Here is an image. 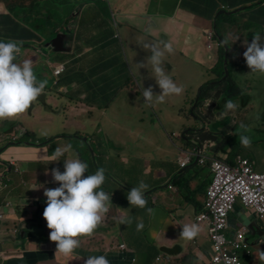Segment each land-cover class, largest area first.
<instances>
[{"label":"crops","instance_id":"crops-1","mask_svg":"<svg viewBox=\"0 0 264 264\" xmlns=\"http://www.w3.org/2000/svg\"><path fill=\"white\" fill-rule=\"evenodd\" d=\"M259 1L262 0L67 1V5L58 13L62 11L67 15L73 11L72 4H75L73 6L75 8L84 4L77 17L72 51L50 54H44L40 49V46L47 42V31L45 32L43 25L38 24L31 15L36 11L35 8L31 10L30 7L29 12L24 16L29 18V21H25V18L16 14V8L17 10H25V8L16 4L10 6L14 2L0 1V37L9 33L11 38L22 39L20 63L26 59L27 50L24 47L32 48L30 53L33 55L35 74L38 79L47 81L44 92L37 99L39 101L37 105L34 103L26 113L22 114L24 115L22 118L25 119L23 120L25 130L22 131V135H19V128L23 129L22 125L17 123L19 120H6L4 130L0 131L2 133L0 135L3 136L0 137V148L9 142L24 144L30 141L29 143L41 144L40 141L31 139L20 141V137L27 136L26 130H32L29 123L40 124L42 128L44 124L53 122L52 119L56 117L71 121L72 113V121L77 122L79 121L77 116L80 114L84 117L87 111L91 114L95 112L103 116L98 124L92 125L89 131L78 126L76 132L79 136L88 139L89 146L81 138L77 143L84 142L89 149L87 152L82 146H78L82 153H85L84 157L88 160V171L91 174L103 167L106 173L111 175L112 181L107 178L102 187L112 196L113 203L105 216L106 219L104 218L105 221L103 220L95 234L92 237L82 238L81 247L77 249V257L56 254V244L49 239L51 230L43 217V211L47 206L45 189L60 186L54 182L51 175L54 165L49 162L53 154L49 152L47 145L49 142L43 147L47 161L39 164L49 167L47 171L40 168L32 171L30 167L32 160L17 152L18 148L25 151L30 148L19 146L17 149L14 148L15 150H9L10 153L1 152V158L8 162L11 160L12 166L17 167L20 172L15 173L12 167L2 179L9 183V187L0 196V216H3L0 219V264H84V260L90 255H106L110 264L212 262L215 252L208 226L196 220V216L205 207L207 189L212 182V172L209 163L201 165L194 160L187 167L182 168L179 159L183 156L184 149H197L193 144L194 140L199 141L203 155L207 153L208 156H214L219 151L223 139L228 136L233 137L230 133L235 132L238 127L234 126L237 123L234 122V118L238 120L241 118L240 113L244 112L247 103L242 102V98L230 90L229 92L232 93L230 99L239 102L241 107L238 105L237 112H228L225 115L223 109L228 100L226 97L228 87L225 83H221L225 75L223 77L221 72L215 73L213 70L216 66L218 69L224 62L218 43L224 37H236L240 32L236 31L234 25L222 26L221 20L217 19L218 30L213 43L208 40V35L211 32L215 33L214 20L220 10L239 9ZM58 13L56 18L59 17ZM236 15L239 16L233 17L234 19H238L239 23L245 21L251 27L248 30L243 29L240 43L239 40L233 43L230 39V44H233L228 47V58L232 61L235 59L236 49L246 51V43L250 44L249 41L253 39L254 34L259 33L264 37V4L257 9ZM12 17L15 20H12ZM22 21L26 22L28 27L22 26ZM39 40L42 42L39 43ZM160 40H171L175 49L174 54L166 57V71L178 86L189 89L188 92L185 89L181 95L167 97L163 103L149 105L144 101L141 86L135 89L132 86V75H136L147 86L152 87L154 94L161 93L157 89L155 78L149 74L147 68L139 69L137 65L146 63L147 57L151 55L139 42ZM210 43H212L211 48H209ZM51 58V69L47 73L45 65ZM235 62L232 63L237 70L232 72L234 69L230 68L232 77L239 72ZM60 64L66 66V71L56 77L53 71ZM198 69L202 72L200 75ZM210 74L213 78H210ZM204 84L207 88L203 94V89L201 90L202 99L192 109L197 118L193 119L189 115V119L186 120V122L191 120V126L195 123L199 125L198 121H200L202 132L186 134L183 137L182 130L179 132L174 130L170 134L175 136L176 141L170 136L168 141L172 144L159 140L162 144L154 143L151 147L155 149L154 151H150V146L143 145L147 141H153L152 134L148 135L149 139L147 134L136 139L132 135L128 137L126 131V135H117V128L123 125L128 128L135 117L126 115L124 112L126 108L152 109L153 106L159 105L165 109L168 106L174 112L165 110L164 112H167L165 119L171 121L174 120L172 115L174 116L176 112L182 110L183 113L187 106V96L197 94V89ZM246 94L253 96L250 93ZM251 97L250 101H252ZM254 100L256 99L254 98L253 102ZM262 104L264 111V103ZM59 108L63 109V114L59 113ZM84 123L85 121L83 125ZM212 126L218 127L214 130L218 135L213 138L209 134ZM163 127L165 128V125ZM173 129L174 127L171 130ZM237 136L236 132V140L239 139ZM251 140L253 142L252 137ZM69 142H65L64 146ZM246 150H250L253 154L247 155V158L255 164V169L264 173V150L254 146ZM71 152L69 159H80L78 152L73 148ZM235 157L232 159L234 160ZM2 167L1 173L4 174L8 167L5 168L4 165ZM200 167H208V171L202 174ZM61 169L63 172L64 166ZM12 172L14 174H11ZM190 175L192 177H189ZM141 180L150 186L145 195L148 201L147 207L154 209L152 215L147 214L145 210L132 208L127 199V193ZM106 187L108 188L105 189ZM243 208L241 204H237L235 210L231 212L229 235L233 236L237 230L244 228L242 221L254 222L260 229L256 232H260L261 238L251 236L248 242L251 255L244 250L241 252V257L244 264H264L259 259L260 254L264 253V218H260L248 208L245 212ZM125 216L133 218L131 226L119 223L120 218ZM137 222H142L144 225L141 231L136 230ZM183 224L199 225V234L191 240L180 238ZM122 244H126V249L121 248ZM140 255H144L145 258L142 259Z\"/></svg>","mask_w":264,"mask_h":264},{"label":"clouds","instance_id":"clouds-1","mask_svg":"<svg viewBox=\"0 0 264 264\" xmlns=\"http://www.w3.org/2000/svg\"><path fill=\"white\" fill-rule=\"evenodd\" d=\"M230 39L235 43L239 37H226L222 44L230 48L233 44H230ZM139 44L151 55L147 57L146 63L137 64L138 68H148L162 90L160 94H154L152 87L144 88L142 84L145 103L154 105L165 102L167 97L181 95L184 91L183 87L176 84L165 67L166 57L175 53L173 42L171 40L140 41ZM21 54L22 42L0 41V121L13 120L26 113L47 85L46 80L38 79L32 60L25 59L22 63L18 62ZM243 55L251 70L250 73L264 75V37L259 33L254 34L252 42L246 43V51ZM237 108L238 103L228 99L224 104L223 112L227 115L228 112H235ZM250 131L251 129L244 124H240L237 130L239 143L244 148L252 146L251 137L246 134ZM42 135H47V132H43ZM71 148V144L55 148L51 162L60 161L65 153L71 151ZM64 169L63 172L59 168L51 170L54 182L60 186L45 189L47 206L43 211V217L51 230L49 239L56 244V254L77 257V249L81 247L82 238L92 237L103 223L110 205L113 204L112 196L102 187L107 179L103 167L98 168L93 174L85 175L89 169L86 162L79 158H66ZM149 189L150 186L141 180L127 193V199L132 208L145 210L147 214L152 215L154 209L147 207L148 201L145 195ZM119 223L131 226L133 218L121 217ZM143 227L142 222L136 223L137 231H141ZM199 232V225L183 224L180 238L191 240ZM228 236L232 237L229 232ZM259 259L264 262V253L260 254ZM84 264H110V261L106 255H90L84 260Z\"/></svg>","mask_w":264,"mask_h":264},{"label":"rangeland","instance_id":"rangeland-1","mask_svg":"<svg viewBox=\"0 0 264 264\" xmlns=\"http://www.w3.org/2000/svg\"><path fill=\"white\" fill-rule=\"evenodd\" d=\"M25 1L26 2H24L23 4H25L27 2H28V4L30 2L32 3L34 0H25ZM37 1H40V4L39 5H33L31 7V10H32V8H36L35 10H37V8H39V7H45L46 8L45 9L46 14L44 16V19L43 18L42 19L46 23V20H49V18H50L48 13H47V7L53 2H56L57 4H62V6H65V5H67V1H69V0H37ZM8 2H10V1H8ZM248 6H250V5H248ZM19 7L25 8V10H21L20 11V16H22V17L26 16L27 13L29 12V9H30L29 7L30 6L22 5V6H19ZM17 9L18 8H16V10ZM58 14H59V17H57L56 22H52V23L50 22L47 25L43 26V29L45 30V32L47 31L46 32V39H48L49 42H51L52 40L57 38L58 32H59L58 31L59 23L62 24L63 22H66V17L64 15V13L61 11ZM238 16L239 15H235L233 17H238ZM40 17H42V16H40ZM94 17L95 16H93V18ZM60 20L62 22H60ZM105 24L108 25V23H105ZM21 25L24 26V27H28V24L26 22H24V21L21 22ZM69 25L71 27H73L72 23H70ZM67 26H68L67 23H64V29H61L60 31L66 30ZM76 26H77V24H76ZM244 26H246V22L243 24L242 27H244ZM122 27H124V26H122ZM71 31L73 33H75L76 28L73 29V30L71 29ZM236 31L240 32V34L236 35V37L237 36L239 37V41L238 42L240 43L241 42L240 36H241V32L243 30H238L237 29ZM54 35H56L54 38H50V37H52ZM1 36L2 37H0V41H5L6 42L8 40H15V41H20L21 40V39H14V38L9 37V33L6 34V35H1ZM246 36H248V34ZM214 37H215V34H214ZM214 37H213L212 40H209V38H208V40L213 43L214 40H215ZM252 40L253 39H251L249 41V43H251ZM212 43H210L209 48L212 47V45H211ZM218 45H219V43H218ZM240 47L244 48V46H240ZM219 48H220V46H219ZM24 49L27 50L26 51V54H27L26 55V59H30V60L33 61V55L30 53V49H32V48H29V47L25 46ZM237 51H238V49H236V52H235V55H234L235 59L233 61H236L235 63L237 64L239 72L234 74L233 80L236 82V84L239 85V88L240 87L242 88V89L240 88V90L242 92L250 93L253 96L251 97L252 101H249L245 105L244 112L242 111L240 113L241 118L239 120H238V118H234V122H237L236 125H234V126H238V127H237V129L234 128L235 132L231 131L232 132L231 134H232L233 137L236 138V132H237V130H239L240 124H244V125L248 126L251 129V131L248 132V135H251V137L253 139L252 146L257 147V148L259 147V148H262L264 150V117L260 116L261 111L263 109V104L262 103H264V75H260L258 73H250L251 70L247 66L246 60H245L244 55H243V53L245 51L239 50L238 51L239 55H238ZM233 61L228 58V63H227L228 72H231L230 68L234 69V71H232V72H235L237 70L235 65H234V63H232ZM51 63H52V58L49 60V62H47L46 65L44 63L47 73L50 72L51 65H52ZM219 67L217 69V66H216L214 68L213 72L219 73L220 72L219 71ZM198 68H199V66H198ZM223 68H224V72H225L224 62H223ZM147 70H148V72L150 74V71H149L148 68H147ZM198 70H199L198 75H200L202 72L200 71V69H198ZM130 74H131V72H130ZM132 77H133L132 86L134 87V89H135V87L141 86L142 84H143L144 88H148L149 87L144 82H142L136 75L133 74ZM210 78H213V76L211 74H210ZM204 86H206V85L205 84L201 85L197 89V94H192V95H188L187 96V99H188V101L186 103L187 106L184 108L183 113H182V110L180 112H176V114H174V116L172 115L174 120H171V121L165 119V116H166L167 112H164V111L165 110H168V111L172 110L168 106L165 109L160 107L159 105L153 106L152 109H150V108L149 109H138V108L128 109V108H126L124 110L125 114L128 115V116L133 115L135 117L132 120V122L130 123V125L128 126V128L125 127L124 125L121 126L122 128L118 127L117 130H116L117 131V135H126L125 134V131H126V132H128L127 133L128 137L130 135H132V137L136 139V138H141V136H143L144 134H147L146 136L148 138V135L152 134L154 136L153 141H147V142L143 143V145L150 146V151H154L155 149L151 148L154 143H158V144H162V142L170 143L168 141V138H169L168 136H170L172 140L176 141L175 136H171L172 134H170L174 130H176L177 132H179L181 130L183 132H185V130L193 129V130H195L194 132H197V131L202 132L203 129L201 128L200 121H198L199 125H197L195 123V125L191 126L192 125L191 120L189 122H186V120L189 119L188 118L189 115H191L190 117L194 119V116H193L194 111L192 112V109H194V107L198 104V101L200 100V96H201L200 93H201V90L204 88ZM181 87H183V86H181ZM157 89L159 91H162L159 88V86L157 87ZM183 89L184 90L186 89V92H188L189 88H184L183 87ZM142 91H143V89H142ZM254 98L256 100H254V102H253ZM37 102H39V101L37 100L35 102V105H37ZM252 104H253V106H252ZM261 104H262V106H261ZM238 105H239V107H241L240 104H238ZM199 106H200V104L198 105V108H199ZM254 106H256V108ZM247 107H249L248 110H247ZM62 110H63L62 108H59L58 111H59L60 114H63ZM237 110H238V108L236 109L235 112H237ZM84 115H85L84 117H83V114H80V116H77V118H79V121H77V122L76 121H74V122L72 121V119H73L72 118V113H71V121H69L66 118L64 119V118L56 117V118L52 119V120H54L53 122H50L49 124H44L42 126V128H41L40 124H36V125L33 124L32 125L31 123H29V126L30 125L32 126V130L31 131L30 130H26L25 131V134L27 135L26 137H20L19 136L20 137L19 138L20 141L25 142V140H27V139H31L33 141H40L41 144L39 142H37L36 144H39L41 146L29 147V146H27V143L30 142L29 141V142H25L21 146L22 147H26V148H30V149L25 151L24 149H21V148L17 149L16 148L17 152L20 155L28 156L29 159L32 160V164H30V167L33 169L32 171L37 170L38 168H40V170L47 171L49 169V167H47L46 165H39V164H43V163H45L47 161L46 151L43 148V147H45L44 145H46L47 142H49L47 145L49 147V152H51V153L54 152L55 148L63 147L66 144L65 142L68 143L70 141L69 144L73 145V144H75V142L76 143L78 142L79 138H81L85 142V139H86L85 137H83V136L81 137V136H79V134H76L77 127L81 126L83 129H85V131H89V130H91L92 125H97L98 124L97 122L103 117V116H100V115L96 114L95 112H92V114H85L84 113ZM194 115L197 116L196 114H194ZM238 115H239V113H238ZM255 115H256V117H255ZM23 116L24 115H21L20 117H18L16 119H13V120H19V122H17V123L19 125H22L23 129L19 128L20 129L19 135H22V131L25 130V125L23 124V120L25 121V119L22 118ZM137 120H142V122H137ZM84 121H85V123L83 125ZM182 121H184V122H182ZM6 122H7L6 120L5 121H0V131L4 130V128H5L4 125L6 124ZM163 125H165V128L163 127ZM35 126H37V128ZM234 126H232V127H234ZM173 127H174V129L171 130ZM217 128L218 127L212 126L211 131L208 130L209 134L211 135L212 138L216 137L218 135V132H214V130H217ZM43 132H47V135H42ZM194 132H189V133H187V135L188 134H193ZM0 134H2V133H0ZM0 137H3V136L0 135ZM62 138H64V140ZM237 138H238V136H237ZM159 140L162 141V142H160ZM61 141H62V143L60 144ZM220 142H221V140H220ZM237 142L239 143V139L237 140ZM170 144H172V143H170ZM2 147H3V145H2ZM239 147H240L241 152L243 153V154L242 153L238 154V155L241 154V156H240L241 159L242 160H247L250 165L255 166V164H253V162L249 158H247V155H253L252 152L250 150H246V148H244L240 143H239ZM193 149L194 148H192V149H184L183 151H185V150H193ZM73 150L75 151V149H73ZM228 152H230V151H228ZM70 154H72L71 151L65 153V156L61 157V160L58 161V162H55V161L51 162V158H50L49 162L54 165V169L55 168H59L60 171H62L61 167L64 166V159H66V158L69 159L70 158V156H69ZM205 155H208V154L206 153ZM223 155H225V156H223ZM210 157H214V158H217V159H226L227 161H229V156L227 154L222 153V152H217V154H215L214 156H210ZM236 157L234 158L233 161H235ZM1 168H3V167L0 164V173H1ZM5 168H7V167H5ZM23 168H25V166ZM196 168L198 169V166H196ZM200 168H201L200 172L202 174H204V172L208 171V167H203V168L200 167ZM8 169L9 168H7V171L4 174H6V173L8 174V171H9ZM12 169L15 171V173H19L20 172L19 169L17 167H15V166ZM11 174H14V173L12 172ZM106 177L108 178V180L112 181L111 175L109 173H106ZM189 177H192V175H190ZM4 178L5 177L0 176L1 180L4 179ZM107 188L108 187H106L105 189H107ZM3 193H4L3 191H2V193L0 192V196ZM23 193H24V191H23ZM105 219H104V221H105ZM140 256L142 257V259L145 258L144 255H140Z\"/></svg>","mask_w":264,"mask_h":264},{"label":"built area","instance_id":"built-area-1","mask_svg":"<svg viewBox=\"0 0 264 264\" xmlns=\"http://www.w3.org/2000/svg\"><path fill=\"white\" fill-rule=\"evenodd\" d=\"M213 37L214 34L209 33V40ZM65 71L66 66L60 64L56 66L53 74L59 77ZM182 154L179 159L182 168L198 159L201 165L209 163L213 176L207 189L205 207L196 216L197 222L207 224L215 252L212 262L208 264H244L241 252L246 250L251 254L246 242L248 229L244 227L229 237L230 215L237 204H241L254 211L260 218H264V173L257 171L247 160H242L241 155H238L235 161L229 162L226 159L203 155L196 148L185 150ZM8 187L9 183L0 179V192ZM2 217L0 216V219ZM121 248L126 249V244H122Z\"/></svg>","mask_w":264,"mask_h":264},{"label":"water","instance_id":"water-1","mask_svg":"<svg viewBox=\"0 0 264 264\" xmlns=\"http://www.w3.org/2000/svg\"><path fill=\"white\" fill-rule=\"evenodd\" d=\"M264 4V0L259 1L255 4H252L250 6H245L243 8H239V9H234V10H220L216 16H215V20H214V25H213V29H214V34H216L217 36V27H216V20L218 19V17L221 14H226V15H230V16H234L236 14L245 12V11H250L252 9L255 8H259L261 5ZM83 5L84 4H80L78 7H73V11L71 12V14L66 18V22H63L62 24H59V29H58V36L56 39L52 40L51 42L47 41L45 44L43 43L40 46V49L42 50V52L44 54H50V53H69L72 51V47H73V42H74V33L71 31V29H75L77 28L76 24L77 22V17L79 16V14L81 13L82 9H83ZM74 18V19H73ZM68 22V23H67ZM64 23H67V28L66 30L60 31L61 29H64ZM72 23L73 27H71L69 24ZM56 35H54L51 38H54ZM223 41V40H222ZM221 41V42H222ZM224 46V45H223ZM224 67H225V77L222 80V82L226 79V77L229 76V72H228V54H229V48L228 46H224ZM220 83V82H219ZM193 112V111H192ZM193 116L195 118H197L194 114ZM195 130L193 129H189V130H185V132H183L182 136L185 137V135L189 132H194ZM199 132V131H197ZM194 132V133H197ZM85 141H87V139H85ZM23 143L20 142H9L7 144H5L3 147L0 148V154L3 151H8L9 150H15L14 148H17L19 146H21ZM28 146H40L39 144H34V143H27ZM194 145L197 146L198 152H201V145L199 142H197L196 140H194L193 142ZM13 148V149H12ZM195 162H198V159L195 160ZM0 163L2 165H4L5 167H8L9 169L12 168V162L11 160H9V162L6 160H3L0 156ZM8 169V170H9ZM7 174V173H6ZM6 174L0 173V176L2 177H6ZM244 211L246 212V208H243ZM258 216V214H256ZM243 227H246L248 229L247 235H246V241L250 242V238L251 236H258L261 238V234L260 232H256V230H260L258 228V226L252 222L250 223L249 221H242L241 222Z\"/></svg>","mask_w":264,"mask_h":264},{"label":"trees","instance_id":"trees-1","mask_svg":"<svg viewBox=\"0 0 264 264\" xmlns=\"http://www.w3.org/2000/svg\"><path fill=\"white\" fill-rule=\"evenodd\" d=\"M0 1H10V2H14V3H12L10 6H13V5H18V6H21V5H27V6H30V7H32L33 5H39L40 4V1H37V0H34L32 3L30 2L29 4H28V2L27 3H25V4H23L24 2H26L25 0H0ZM69 1H71V0H69ZM59 3V2H58ZM70 4H72V2H70ZM59 6V7H58ZM73 6H75V4L73 5L72 4V8H73ZM29 7V8H30ZM62 4H57L56 2H53V3H51L48 7H47V13H48V15H49V20H46V23L44 22V16H45V14H46V11H45V7H39V8H37V10L34 12V13H32L31 15H33V17H35V19H36V21H37V23L38 24H40L41 26L43 25H47L48 23H52V22H56V14L62 9ZM71 8V9H72ZM33 9V8H32ZM36 9V8H35ZM20 11L21 10H16V14H17V16L18 17H22V16H20ZM14 14V13H13ZM69 14H70V12H69ZM69 14H67V15H65V17L67 18L68 16H69ZM35 15V16H34ZM42 16V17H40V16ZM17 17V18H18ZM23 18H25V17H23ZM43 18V19H42ZM218 19L219 20H221V25L223 26V25H225V26H227V27H230V26H232V25H234L235 26V28H236V30L238 29V30H248L250 27H251V25L250 24H247L246 23V26H244V27H242L243 26V24L245 23V21H243V23H239V20L238 19H234L233 18V16H230V15H226V14H222V15H220L219 17H218ZM12 20H15V18L14 17H12ZM29 21V18H25V21ZM58 23V22H57ZM68 23V22H67ZM218 30V29H217ZM37 31V30H36ZM39 33V32H38ZM225 38V37H224ZM223 38V39H224ZM22 40V39H21ZM47 41H48V39H47ZM42 41L41 40H39V43H41ZM36 46V45H35ZM219 46H220V49H221V51H222V54H223V59H224V46H223V44H222V42L220 41L219 42ZM219 71L221 72V74H222V76L224 77V75H225V72H224V68H223V64H221L220 65V67H219ZM232 72H229V76L228 77H226V79L223 81V82H221V83H225L226 85H227V87H228V90H227V99H230V94H232V93H230L229 91L231 90V91H233L234 92V94L237 96H239V97H241L242 98V102H244V103H248L249 101H250V95H248V94H246V93H244V92H242L241 90H240V88H239V85L238 84H236V82L233 80V77H232V74H231ZM220 84V83H219ZM206 86H204V88H203V92H202V94L205 92V90H206ZM242 89V88H241ZM202 99V95H201V98H200V100ZM86 114H91V112L90 113H88V111H87V113ZM261 116L262 117H264V111H262L261 112ZM87 139V138H86ZM85 143L89 146V143H88V139H87V141H85ZM85 143L84 142H80V143H76L75 142V144H73L72 145V147H73V149H75V151L76 152H78V155L80 156V160L81 161H83V162H86L87 164H88V160H87V158H85L84 156H85V153H82V151L80 150V148L78 147L79 145L80 146H82V148L84 149V151H85V149L87 150V152L89 151V149L87 148V146L85 145ZM228 151H230V152H228ZM241 150H240V148H239V144L237 143V140L235 139V137H226V138H224L223 139V141H222V143H221V145H220V148H219V151L218 152H222V153H224V154H227L228 156H229V162H233V159H232V157H235L236 155H238L239 154V152H240ZM231 156V157H230ZM87 160V161H86ZM88 173L89 174H91L89 171H88ZM88 173H85V175H88Z\"/></svg>","mask_w":264,"mask_h":264}]
</instances>
